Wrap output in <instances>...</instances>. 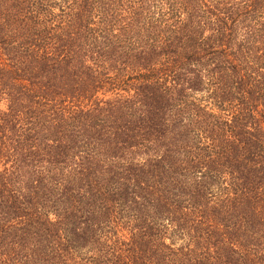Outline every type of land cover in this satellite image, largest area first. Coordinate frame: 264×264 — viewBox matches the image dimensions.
Listing matches in <instances>:
<instances>
[{"label":"trees","instance_id":"obj_1","mask_svg":"<svg viewBox=\"0 0 264 264\" xmlns=\"http://www.w3.org/2000/svg\"><path fill=\"white\" fill-rule=\"evenodd\" d=\"M0 264H264V0H0Z\"/></svg>","mask_w":264,"mask_h":264}]
</instances>
